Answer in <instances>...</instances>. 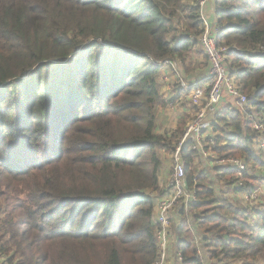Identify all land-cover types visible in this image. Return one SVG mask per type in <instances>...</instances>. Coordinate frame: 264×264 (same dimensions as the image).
Listing matches in <instances>:
<instances>
[{"label": "trees", "instance_id": "16d2710c", "mask_svg": "<svg viewBox=\"0 0 264 264\" xmlns=\"http://www.w3.org/2000/svg\"><path fill=\"white\" fill-rule=\"evenodd\" d=\"M196 2L0 0L5 264L155 262L160 154L174 153L182 136V127L168 139L154 133L156 109L168 104L160 64L179 62L188 72L191 53L206 59L197 50ZM213 8L217 44L229 49V74L251 106L222 104L213 154L247 169L239 176L235 167L211 166L207 177L195 168L198 152L183 147L186 186L197 200L190 220L183 216L171 232L180 264H249L264 248V204L221 200L214 183L231 187L232 198L262 184L249 116L264 112V0H213ZM10 142L18 144L13 154Z\"/></svg>", "mask_w": 264, "mask_h": 264}, {"label": "built area", "instance_id": "2783aa9c", "mask_svg": "<svg viewBox=\"0 0 264 264\" xmlns=\"http://www.w3.org/2000/svg\"><path fill=\"white\" fill-rule=\"evenodd\" d=\"M210 2L211 0H197L196 2L202 26L198 44L206 57L208 63L207 71L194 80H185L179 72V69H181L180 64L173 61H164L160 64V67H169L174 72L177 86L186 93L188 101L194 107L195 112L186 124L180 142L172 156L173 171L169 183L170 193L163 196L156 206L155 220L159 229L156 234V240L158 242L159 255L153 264H164L165 234L167 227L170 225L168 213L182 198L184 199V205L189 202H196L194 189L189 191L186 186L185 169L180 157L181 149L190 145L191 151L198 152L200 156L208 157L210 164H223L222 166L229 165L237 168L239 176L247 169L246 164L240 159L217 158L213 154L216 145L212 138L206 144L201 143L202 125L207 115L217 119L222 104L232 103L237 108H241L249 100L247 96L239 91L233 77L229 74L227 65L229 49L217 44V37L220 33L217 21L214 20L209 23L206 19L204 8ZM251 131L254 134L255 149H262L258 151L264 152V118L262 115L253 119ZM241 186L242 183L240 181L236 182L235 187ZM244 199L247 206H252V201L254 200L252 193L244 194ZM177 259L179 262L182 261L179 254Z\"/></svg>", "mask_w": 264, "mask_h": 264}, {"label": "crops", "instance_id": "0c3cea01", "mask_svg": "<svg viewBox=\"0 0 264 264\" xmlns=\"http://www.w3.org/2000/svg\"><path fill=\"white\" fill-rule=\"evenodd\" d=\"M204 13H205V16H206V19L207 21L210 23H212L215 18H214V8H213V0H211L210 3H208L205 8H204ZM176 63V62H175ZM178 64L181 65V69H179V72L180 74L183 76V77H187L186 76V73H185V69L184 67L182 66L183 64L177 62ZM192 65L195 67L197 64H195L194 62H192ZM168 71L171 72L173 75L174 72L169 68V67H160V73L159 75L161 74L163 76V78H165L167 75H168ZM204 69L203 70H195L194 71V74L191 75V76H194V75H201L203 73ZM160 79V78H159ZM177 86V85H176ZM167 87V86H165ZM160 87V94L161 96L168 102V104L166 105L165 108H162V109H156L157 110V113H156V117H159V118H163V117H167L169 116L170 114H173L174 117H175V121H174V124L173 123H169L168 125H163V124H160L158 123L157 126L159 129V132L157 131V129L155 128V131L154 133L157 134V135H160V134H163L164 132H172L175 133L178 131V128H177V122L179 121L180 119V116L181 115H184V114H189V111L187 109H183V105L184 104H188L190 106V109H191V116H193L194 112H195V109L193 106H191L190 102L188 101V98L186 96V93L183 91V90H180L179 87L177 86V88H175V90L173 92H170L168 90V88H162ZM176 102H179V104H176V111L173 112V113H169V112H166L167 111V108L169 107V105L173 104V103H176ZM180 111L181 114H177V112ZM262 113L258 114V113H255V115H261ZM177 115V116H175ZM251 115H252V110H251ZM256 116H254L252 119H254ZM214 120H213V117L211 115H207L206 118H205V121L202 125V130H201V143L202 144H206V142L213 137L216 136V134L214 133L213 129H214ZM155 127V126H154ZM177 128V129H176ZM184 130V129H183ZM171 134V135H172ZM258 152V150H256V153ZM165 154V153H164ZM262 158H263V163H264V152L262 151ZM209 158L208 157H204V156H198L197 160H196V165H195V168L197 170V172H199V174L203 171H208L210 168L212 169L213 167H211V164L209 162ZM264 168V167H263ZM261 169V168H260ZM262 171H264V169H261ZM211 173V174H210ZM263 174V176H262ZM260 174V176L262 177V185L261 187L264 188V173ZM198 175V174H197ZM169 176V175H168ZM207 177H211L213 178L214 177V173L212 172H207ZM160 179H161V174H160V178H159V182H158V185H159V189L161 190V196L158 198L159 200L167 195L169 192V184L167 185V188H162V184L160 182ZM170 179V177L168 178V180ZM223 186V183H214V188H220L222 191L221 192H225L227 190V188L224 189ZM244 196V194H242ZM235 196V199L231 201L229 200L230 203H233V202H236L237 204L245 207L247 206L246 203H245V200H243V196H242V199L240 198L241 194L240 193H237ZM228 201V200H227ZM177 205V204H176ZM176 214V211L173 212H170L169 213V220H170V223H171V220L173 221V223H175L174 225L178 224L177 221H182L183 219V216H188L189 218V215L186 211L184 210H180L177 215L175 216ZM191 214V213H189ZM187 218V219H188ZM172 226L173 225H169L167 227V230H166V234H165V241H164V264H180V262L178 261L177 259V256L178 254H176V246H175V236H173L172 234ZM205 258V257H204ZM240 260H243V259H240ZM207 261L208 260H204V264H207ZM238 261V260H237ZM232 263V262H231ZM230 263V264H231ZM233 263H235L233 261ZM247 263L245 260L243 261H239L237 262L236 264H245Z\"/></svg>", "mask_w": 264, "mask_h": 264}, {"label": "rangeland", "instance_id": "374dc122", "mask_svg": "<svg viewBox=\"0 0 264 264\" xmlns=\"http://www.w3.org/2000/svg\"><path fill=\"white\" fill-rule=\"evenodd\" d=\"M200 49V46H198V48H197V50H199ZM199 52V51H198ZM200 52H201V49H200ZM264 53V52H263ZM204 56L203 54H202V52L200 53V56ZM190 56H191V58L189 57L188 59H187V61L186 62H191V64H187L186 65V69L188 70V72L186 71V75H193L194 74V71L195 70H197V69H199L200 71L201 70H203V69H205V67H207L208 66V63H207V60L206 59H204V58H200V57H196V56H193V54L191 53L190 54ZM201 56V57H202ZM192 62H194L195 64H197L195 67L192 65ZM228 62V61H227ZM190 65H192V66H190ZM183 66V65H182ZM185 69V68H184ZM159 83H160V87H162V88H168V90L170 91V92H173L174 90H175V88H177V79H176V76L175 75H173L171 72H169L168 71V75L165 77V78H163V76L160 74L159 75ZM185 78V80L187 79V77H184ZM187 80H189V79H187ZM165 86H167V87H165ZM161 88V89H162ZM245 96H247L249 99H250V97L248 96V93L247 94H245V93H243ZM176 104H179V102H176V103H173V104H171V105H169V107L167 108V111L166 112H169V113H173V112H175L176 111ZM224 104H226V103H224ZM236 107V106H235ZM251 106H250V104L248 105V103H246L244 106H242L241 108H237V109H239L241 112H244L245 111V109L247 110L248 108H250ZM183 109H187L188 111H189V114H184V115H181L180 116V119H179V121L177 122V128H178V131H179V127H182V132H184V130L183 129H185V126H186V124L188 123V121L191 119V109H190V106L188 105V104H184L183 105ZM177 114H181V112L180 111H178L177 112ZM262 117L264 118V112H262ZM175 116H177V115H175ZM254 116H256L255 115V109L253 108V110H252V116H249L250 117V119L251 120H253L252 118L254 117ZM258 116H260V115H257L255 118H257ZM250 120V121H251ZM174 121H175V117H174V115L173 114H170L169 116H167V117H163L162 119L161 118H159V117H156V119H155V127H154V131H155V128L157 129L158 128V126H157V124L158 123H160V124H163V125H168L169 123L171 124V123H173L174 124ZM253 122V121H252ZM252 122L250 123L251 124V128H252ZM182 123H184V125L183 126H181V124ZM176 128V129H177ZM157 131L159 132V129H157ZM250 131H251V129H250ZM180 133V135L181 134H183V133ZM171 134H172V132H164L163 134H160L159 136L160 137H163V138H166V139H168L170 136H171ZM173 139H171L170 141H172ZM18 146V144H14V142H10L9 143V146H8V153L7 154H13L14 152H15V148ZM173 146V150H174V147H175V149H176V146H174V144L172 145ZM258 150H262V149H258ZM16 152H18V151H16ZM173 154L174 153H172V152H169V153H167V154H164L163 152H162V154H160V159H161V161H162V167H161V179H160V182H161V184H162V188L164 189V188H167V185L170 183V179L168 180V178L170 177L171 178V175H172V161L171 160H173L172 159V156H173ZM257 155L260 157V159H261V161H263V158H262V151H258L257 152ZM28 158H26V160H27ZM25 166H26V163L24 164ZM223 164H211V166H213V167H215V166H222ZM264 169L263 167H259V169L258 170H256L255 172H254V174L255 173H257L258 172V174H257V176H259V177H261L260 176V174H262V173H264V171H262L261 169ZM169 175V176H168ZM262 176H263V174H262ZM3 178H4V175L3 174H1L0 175V194L1 193H3V192H5V188H4V183H3ZM262 178V177H261ZM263 180H264V178H263ZM159 185H160V183H159ZM261 185L262 184H258V186L257 185H253L254 186V188H253V192H252V195H253V197H254V200L252 201V206L254 207V206H257V205H259V204H264V189L261 187ZM161 186V185H160ZM222 187H224V189L225 188H231V187H229V186H227V185H224L223 184V186ZM219 190L218 191V194H217V196H218V198H220L221 200H234L235 199V196H233V198L231 197V194H229V191L228 190H226L225 192H224V195H219V192L220 191H222L220 188H216V190ZM194 191L195 192H197V190H196V188L194 189ZM241 194V196H240V198L242 199V194L243 193H240ZM6 199H5V196H1L0 195V205H3L5 202H7V201H5ZM183 198L182 199H180V201H179V203L172 209L173 210V212H175L176 211V214H175V216L177 215V213L182 209V210H184V211H186L187 213H188V215H189V213H191V212H195L193 209H191L190 207H189V204H191L190 202L187 204V205H184V203H183ZM190 200V199H189ZM196 200H197V197H196ZM243 200H245L244 199V196H243ZM9 202V201H8ZM172 210L170 211V212H172ZM169 212V213H170ZM169 213H168V219H169ZM188 217V216H187ZM189 219V218H188ZM190 220V219H189ZM169 222H170V220H169ZM177 222H180V221H177ZM170 224V226L171 225H174V223H173V221L171 220V223H169ZM195 228V227H194ZM190 229H192V227L190 228ZM261 256H258L257 258H256V260H254V261H252V262H250L249 264H264V248L262 249V253L260 254ZM206 257V256H205ZM206 260H208L207 261V264H218V263H216V261L215 260H212V259H207V257H206ZM239 261H243V260H238V261H234L235 263H231V264H236L237 262H239ZM0 264H5L4 263V259H2V258H0ZM245 264H247V263H245Z\"/></svg>", "mask_w": 264, "mask_h": 264}]
</instances>
